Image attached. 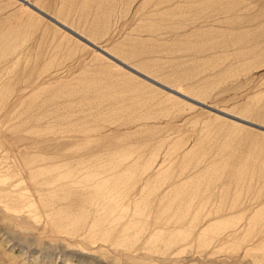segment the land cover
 <instances>
[{"label":"rangeland","instance_id":"rangeland-1","mask_svg":"<svg viewBox=\"0 0 264 264\" xmlns=\"http://www.w3.org/2000/svg\"><path fill=\"white\" fill-rule=\"evenodd\" d=\"M264 127V0H25ZM0 264H264V132L0 0Z\"/></svg>","mask_w":264,"mask_h":264},{"label":"water","instance_id":"water-1","mask_svg":"<svg viewBox=\"0 0 264 264\" xmlns=\"http://www.w3.org/2000/svg\"><path fill=\"white\" fill-rule=\"evenodd\" d=\"M20 2H22L23 4H25L26 6H28L30 9H32L33 11L39 13L41 16L45 17L46 19L50 20L51 22H53L54 24H56L57 26H59L61 29L65 30L67 33H69L70 35L74 36L75 38H77L78 40L84 42L85 44L89 45L90 47L94 48L95 50H97L99 53L103 54L105 57H107L108 59H110L111 61L115 62L116 64H118L119 66H121L122 68H124L125 70L131 72L132 74L142 78L143 80L153 84L154 86L166 91V92H169L173 95H175V97L181 99V100H184L194 106H197L199 108H202L206 111H209L215 115H218L220 117H223L225 119H228L230 121H233V122H236V123H239L241 125H244V126H247V127H250L252 129H255V130H258V131H262L264 132V127H261V126H258V125H255L253 123H249V122H246L244 120H241V119H238V118H235L233 116H230L226 113H223L219 110H216V109H213L211 107H208V106H205L203 105L202 103H199V102H196L194 100H191L187 97H184V95L172 90L171 88L149 78L148 76L136 71L135 69H133L132 67L122 63L121 61L117 60L116 58H114L113 56L109 55L108 53H106L105 51H103L102 49L98 48L97 46H95L93 43L89 42L88 40H86L84 37L80 36L79 34H77L76 32H74L73 30L65 27L64 25L60 24L59 22H57L55 19L51 18L48 14L46 13H43L42 11H40L39 9H37L36 7L32 6L30 3L26 2L25 0H18Z\"/></svg>","mask_w":264,"mask_h":264},{"label":"bare ground","instance_id":"bare-ground-1","mask_svg":"<svg viewBox=\"0 0 264 264\" xmlns=\"http://www.w3.org/2000/svg\"><path fill=\"white\" fill-rule=\"evenodd\" d=\"M18 1V0H17ZM20 2V1H19ZM22 3V2H21ZM23 4V3H22ZM23 5H25V4H23ZM26 6V5H25ZM33 6V5H32ZM28 7V6H27ZM35 7V6H34ZM29 8V7H28ZM38 9V8H37ZM37 13V12H36ZM44 13V12H43ZM39 14V13H38ZM40 15V14H39ZM43 17V16H42ZM51 17V16H50ZM45 18V17H44ZM52 18V17H51ZM54 19V18H53ZM48 20V19H47ZM50 21V20H49ZM51 22V21H50ZM58 22V21H57ZM53 23V22H52ZM54 24V23H53ZM61 24V23H60ZM56 25V24H55ZM59 27V26H58ZM66 27V26H65ZM60 28V27H59ZM65 31V30H64ZM99 48V47H98ZM94 49V48H93ZM95 50V49H94ZM97 51V50H96ZM101 54V53H100ZM103 55V54H102ZM104 56V55H103ZM151 84V83H150ZM185 97V96H184ZM188 98V97H187ZM190 99V98H189ZM192 100V99H191ZM195 101V100H194ZM196 102H198V101H196ZM200 103V102H199ZM229 115V114H228ZM230 116H232V115H230ZM234 117V116H233ZM236 118V117H235ZM239 119V118H238ZM242 120V119H241Z\"/></svg>","mask_w":264,"mask_h":264}]
</instances>
